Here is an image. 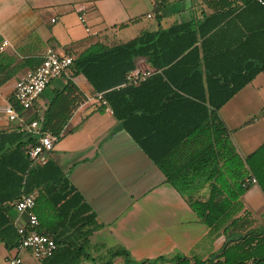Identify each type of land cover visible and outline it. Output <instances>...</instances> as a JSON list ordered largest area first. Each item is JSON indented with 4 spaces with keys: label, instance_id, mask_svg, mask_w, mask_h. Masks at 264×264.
Returning a JSON list of instances; mask_svg holds the SVG:
<instances>
[{
    "label": "trees",
    "instance_id": "16d2710c",
    "mask_svg": "<svg viewBox=\"0 0 264 264\" xmlns=\"http://www.w3.org/2000/svg\"><path fill=\"white\" fill-rule=\"evenodd\" d=\"M201 1L207 11L196 22L142 32L72 58L71 76L82 75L102 94L117 128L136 142L196 218L224 237L221 249L203 261L175 255L134 263L124 250L110 253L130 264H264V226L253 227L250 213L240 214L241 198L252 186H243L246 178L253 177L264 196V143L240 157L218 115L264 72V0ZM41 62L32 56L16 63L14 57L0 54V74L7 76L10 68L13 73L32 71ZM141 62L160 73L138 86L121 87L125 75ZM13 100L11 105L19 110ZM83 100L69 79L51 92L39 135L0 131V244L6 250L18 249L14 205L33 195L37 231L56 244L43 264H76L88 257V237L97 228L95 215L49 154L44 162H32L27 155L45 133L57 142ZM203 188L208 195L202 200L197 193Z\"/></svg>",
    "mask_w": 264,
    "mask_h": 264
},
{
    "label": "crops",
    "instance_id": "0c3cea01",
    "mask_svg": "<svg viewBox=\"0 0 264 264\" xmlns=\"http://www.w3.org/2000/svg\"><path fill=\"white\" fill-rule=\"evenodd\" d=\"M78 7L82 12L76 11ZM206 11L201 0H0V45L4 40L8 43L0 54L14 57L19 63L32 56L42 60L45 50L51 48L58 55L75 59L100 47L124 43L142 32L154 33L196 22ZM80 14L83 23L78 18ZM148 14L150 18H146ZM139 64L152 69L144 62ZM152 70L153 74L160 73ZM8 72L9 77L0 74V131H20L3 108L13 100L14 85L28 70L13 73L10 68ZM69 79L84 100L72 112L48 157L95 215L97 228L89 235L86 246L89 256L76 264H130L122 256L110 257L117 249L126 251L134 263L175 255L203 261L217 253L224 243L221 232L214 235L196 218L184 197L165 182L161 171L136 142L117 128L107 103L93 100L95 92L82 75L71 76L69 72L53 80L30 110L13 107L24 126L37 121L39 128L51 92L63 88ZM262 112L264 115V109ZM224 125L242 158L264 143V137L256 140L245 136L238 146L231 132L242 125L233 130ZM23 131L28 132L26 128ZM207 195V188L197 193L202 200ZM241 203L240 214L247 211L254 219L253 227H263L264 196L260 188L252 185ZM25 220V214L15 212L16 226L24 225ZM16 253L17 249L6 250L0 244V263ZM20 254L25 264H35L27 252Z\"/></svg>",
    "mask_w": 264,
    "mask_h": 264
},
{
    "label": "built area",
    "instance_id": "2783aa9c",
    "mask_svg": "<svg viewBox=\"0 0 264 264\" xmlns=\"http://www.w3.org/2000/svg\"><path fill=\"white\" fill-rule=\"evenodd\" d=\"M262 3L261 0H257ZM154 5V4H153ZM82 8L78 7L77 12H82ZM148 14L146 18H150ZM80 22L83 23V15L78 16ZM89 32V29H86ZM8 43L4 40L0 45V51L6 47ZM72 65V57L68 55H58L51 48H47L43 54L41 64L32 71H28L14 85L13 99L16 104L24 111L30 110L34 102L41 96L46 87L56 79L67 75L70 72ZM153 74V70L143 67L141 64L136 65L131 71L125 75V82L122 86L131 85L137 86L144 82ZM95 102H100L106 105L101 93H95L93 96ZM8 120L17 123L19 130L25 128L30 133L38 134V123L32 121L24 126V120L17 114L13 106L9 103L3 108ZM56 138L51 135L44 134L40 136L35 145L30 146L27 150V155L32 162H44L46 156L52 151L53 144ZM256 185V180L253 177H248L244 180L243 186ZM35 200L33 195L23 196L19 199L14 209L17 213L25 214L26 220L24 225L17 226V232L20 235L21 241L18 246V253L7 258L0 264H25L20 252H27L36 263H41L43 260L50 258L56 250L54 240L43 233L37 231L38 220L33 214Z\"/></svg>",
    "mask_w": 264,
    "mask_h": 264
},
{
    "label": "rangeland",
    "instance_id": "374dc122",
    "mask_svg": "<svg viewBox=\"0 0 264 264\" xmlns=\"http://www.w3.org/2000/svg\"><path fill=\"white\" fill-rule=\"evenodd\" d=\"M263 109L264 74L248 84L229 104L222 107L218 114L231 130L242 125V128L231 132L234 141L240 146L245 136L252 139L256 137V140L264 137Z\"/></svg>",
    "mask_w": 264,
    "mask_h": 264
}]
</instances>
